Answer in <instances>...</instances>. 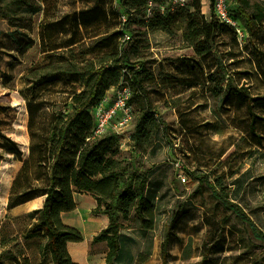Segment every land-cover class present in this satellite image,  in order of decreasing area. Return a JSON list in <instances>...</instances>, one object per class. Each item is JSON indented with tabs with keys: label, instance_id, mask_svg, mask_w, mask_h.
Instances as JSON below:
<instances>
[{
	"label": "rangeland",
	"instance_id": "obj_1",
	"mask_svg": "<svg viewBox=\"0 0 264 264\" xmlns=\"http://www.w3.org/2000/svg\"><path fill=\"white\" fill-rule=\"evenodd\" d=\"M122 2L106 0L109 21L118 23L122 19ZM96 3L98 0H0V257L5 264H22L25 259L30 264H53L47 237L31 231L36 221L32 212L42 207L44 198L11 210L8 201L13 182L29 155L28 97L40 76L57 71L59 64L50 55L65 52L70 56L67 49L52 51L53 44L60 46L71 35L69 22L62 27L59 21L68 13L74 15ZM231 7L246 29L247 38L239 43L233 30L219 32L212 42L215 51L206 59L197 57L186 40L188 8H169L165 14L154 9L151 15L142 9L135 12L128 26L132 39L125 40L122 49L129 52L133 63H147L149 75L143 76L156 124L152 125L149 142L137 145L132 135L148 108L132 82L134 120L120 140L118 157L141 173L150 174L159 198L158 225L152 230H144L133 213L128 219L120 215L126 261L132 253L139 257L137 264H163V224L169 213L187 209L170 246L169 264H199L208 247H212L208 264H264V245L253 240L247 225L222 205L207 182L200 184L202 173L210 181H221L225 196L239 203L264 231V110L258 111L263 115L257 121L263 136L258 141L249 132L248 106L240 100L224 101L213 88L215 82L210 86L207 83V74L220 65L216 73L225 81L216 83L224 93L227 78L232 75L233 85L243 87L249 96H264V0H231ZM160 15L173 16L170 28L164 29L158 23ZM87 29L95 35L105 31L106 25L94 22ZM229 53L235 57L231 59ZM74 55L81 70L87 64L97 68L103 57L113 56L80 46L74 48ZM116 59L120 60L121 55ZM219 59L225 69L218 64ZM185 74L193 76V86L181 82ZM107 79L111 80L110 74ZM36 87L53 110L71 112L70 91L72 87L79 89V83L61 79ZM114 87L106 94L112 97ZM3 134L16 141L22 156L8 151ZM179 159L185 162L184 171L174 165ZM183 172L187 182L181 177ZM75 197L77 214L85 217L87 225H68L83 233L84 241L78 243L87 249L86 259L72 255L71 242L68 251L78 264H106L113 247L111 239L95 237L110 235L106 234L109 217L96 212L98 203L91 194L77 193ZM76 217L71 214L69 219Z\"/></svg>",
	"mask_w": 264,
	"mask_h": 264
},
{
	"label": "trees",
	"instance_id": "obj_2",
	"mask_svg": "<svg viewBox=\"0 0 264 264\" xmlns=\"http://www.w3.org/2000/svg\"><path fill=\"white\" fill-rule=\"evenodd\" d=\"M149 0H123L124 14L118 23L108 20L109 12L106 0H98L93 7L64 15L59 24H70V38L67 42L53 44L52 51L67 49L65 52L50 55L59 64L57 71H49L40 76L35 82L36 86L42 82L53 83L65 79L68 83H79V89L72 87L70 97L72 99L71 112L53 110L47 100L40 97V91L33 87V92L28 97L29 112V155L23 161V165L17 174L9 196L8 209H14L31 200L43 197V205L33 210L36 221L31 231L44 234L47 237V251L51 255L53 264H78L74 262L69 251V242L84 241L83 233L75 227L66 224L63 213L74 211L77 208L75 195L77 193H89L97 201V213L107 214L110 220V229L106 234L95 237L110 238L113 245L106 256V264H137L139 257L128 254L126 261L125 251L122 248L119 217L123 215L128 219L133 213L141 222L144 230L154 229L157 223V199L158 191L150 183V174L140 172L130 163L123 162L118 156L120 153V141L116 135L108 133L101 137H92L94 127L93 107L107 93L108 89L116 86L121 78L123 69H128L132 82L146 99L148 111L144 113L137 124L136 131L132 135L137 145L149 142L152 125L156 124L152 113L149 92L145 86L143 75H149L146 62L133 63L128 51L122 49L125 30L133 20L135 12L146 10ZM201 0H192L187 6L189 32L186 40L195 48L197 57L206 59L215 51L213 41L219 32L233 30L236 40L237 30L234 26L221 23L214 15L210 18L202 11ZM126 16V21L123 16ZM210 18V19H209ZM103 22L105 31H97L92 35L87 26L94 22ZM173 21V16L160 15L158 23L164 29H168ZM115 24V29L110 30ZM58 25V24H57ZM117 25V27H116ZM131 33V31H130ZM132 39V33H131ZM87 47L90 51H100L104 55L100 60V66L95 68L87 64L85 70L77 65L74 48ZM120 60H115L117 55ZM230 54V53H229ZM231 59L235 56L230 54ZM76 60V61H75ZM113 61V62H112ZM105 62L109 65H104ZM115 62V63H114ZM201 65V62L198 61ZM223 61H218L222 64ZM61 67L62 65H65ZM220 67V65H218ZM217 67V69L219 68ZM217 69L207 74L208 85L215 82L213 88L221 95L224 101L240 100L249 108L250 129L249 132L255 140L263 136L257 129V121L263 115L258 111L264 110V96H249L243 87L233 85V76L227 78L225 93L218 83L224 82V78H218ZM111 75V80L107 79ZM186 75V74H185ZM181 82L193 86V76H183ZM216 83V81H218ZM206 85V84H205ZM213 90V89H211ZM257 104V107L256 106ZM8 144L10 153L23 155V151L14 139L2 135ZM207 182L214 196L229 211L235 213L247 225L252 233L253 240L264 245V231L260 230L245 209L225 196L221 181H210L206 173H202L200 184ZM187 209H179L168 214L163 224V241L161 247L162 263L169 264L170 246L176 237V230L187 215ZM212 247L203 256L199 264H208ZM25 259L22 264H30ZM126 262V263H125ZM0 264H5L0 257Z\"/></svg>",
	"mask_w": 264,
	"mask_h": 264
},
{
	"label": "built area",
	"instance_id": "obj_3",
	"mask_svg": "<svg viewBox=\"0 0 264 264\" xmlns=\"http://www.w3.org/2000/svg\"><path fill=\"white\" fill-rule=\"evenodd\" d=\"M192 0H149L146 11L149 15L153 14L154 9L165 14L169 8H180L187 6ZM209 9V17H214L221 23L232 25L236 28L238 39L242 42L247 38L246 29L242 26L238 17L234 14L231 7V0H201ZM126 16L123 20L126 21ZM125 40L131 39V33L125 30ZM128 69H123L119 83L113 88L114 95L111 97L105 94L93 107L94 127L92 137H101L108 133L116 135L119 141L125 137L127 128L134 120V91L131 76ZM108 92V91H107ZM181 171L186 165L180 159L174 164ZM183 181L187 182L185 173H181Z\"/></svg>",
	"mask_w": 264,
	"mask_h": 264
},
{
	"label": "bare ground",
	"instance_id": "obj_4",
	"mask_svg": "<svg viewBox=\"0 0 264 264\" xmlns=\"http://www.w3.org/2000/svg\"><path fill=\"white\" fill-rule=\"evenodd\" d=\"M85 217H83L82 215L78 217V219H76L75 221H73L72 223L75 225H87L85 219ZM88 225L90 226L91 224L88 223ZM83 249H85L84 245L80 244V243H72V245L70 246L69 250L72 253V255H74L75 257H80L81 259L85 260L86 259V253L83 251ZM87 264H91L90 262H88Z\"/></svg>",
	"mask_w": 264,
	"mask_h": 264
},
{
	"label": "crops",
	"instance_id": "obj_5",
	"mask_svg": "<svg viewBox=\"0 0 264 264\" xmlns=\"http://www.w3.org/2000/svg\"><path fill=\"white\" fill-rule=\"evenodd\" d=\"M207 10H208V6L205 4L202 7V11L208 16V11ZM71 214H76L77 217L75 219L71 220V219H69V216ZM62 217H63L64 222H66L67 224H73L72 222L75 221L76 219H78V217H79V215L77 214V208L74 211L63 213ZM71 243H76V242H71ZM83 251L87 255V249L85 248V249H83ZM78 258H80V257H78Z\"/></svg>",
	"mask_w": 264,
	"mask_h": 264
}]
</instances>
